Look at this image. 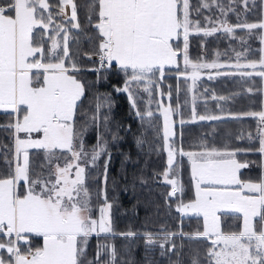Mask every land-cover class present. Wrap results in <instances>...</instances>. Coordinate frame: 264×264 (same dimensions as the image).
Instances as JSON below:
<instances>
[{"label":"trees","instance_id":"trees-1","mask_svg":"<svg viewBox=\"0 0 264 264\" xmlns=\"http://www.w3.org/2000/svg\"><path fill=\"white\" fill-rule=\"evenodd\" d=\"M15 1L0 0L4 13H14ZM73 1L76 28L58 14L60 0H47L52 29L42 40L48 54L55 28L63 27L61 37L68 31V56L63 57L62 44L57 56L84 89L72 130L89 157L85 185L91 210L94 215L106 203L111 205L109 229L90 235L79 264H216L217 245L205 235L209 232L203 218L179 210L194 195L188 154L210 147L228 149L246 162L242 180L264 178V147L258 137L264 77L245 65L238 67L264 57V0H179L180 31L185 35L174 43L180 63L162 72L116 62L95 69V54L105 40L99 27L102 1ZM38 38L36 34L37 45ZM195 70L204 74L191 76ZM143 71L148 79L139 77ZM160 91L170 95L172 142L181 151L175 164L180 191L174 195L164 176L169 165L160 98L166 97H160ZM15 131L14 111H0V179L15 174ZM31 152V166L41 167L43 150ZM18 190H25L23 182H18ZM233 216L221 217L223 232L238 228ZM42 244V235L35 234L17 243L21 253Z\"/></svg>","mask_w":264,"mask_h":264},{"label":"rangeland","instance_id":"rangeland-1","mask_svg":"<svg viewBox=\"0 0 264 264\" xmlns=\"http://www.w3.org/2000/svg\"><path fill=\"white\" fill-rule=\"evenodd\" d=\"M101 1L104 4L105 0ZM137 1V14L132 22L137 34L136 64L142 66L139 69L153 72L161 65L178 66L179 46L173 39L177 41L185 35L178 27L181 22L179 0ZM110 3L106 0V5ZM48 8L47 0H16L14 13L9 11L4 13L5 16L0 10V111L14 110L17 159L15 178L0 179V264H79L90 235L108 230L111 220L109 203L97 214L93 215L91 210L93 207L85 185L89 157L83 154L78 143L81 140L72 130L75 107L84 89L81 81L69 71L64 58L57 56L61 44L64 55L68 56V31L60 38L58 35L62 30L55 28L49 57L46 53L42 39H48L52 29ZM64 9L68 18L74 20L72 25H78L73 0H64ZM125 16L124 26L115 23V29L126 35L130 24V36L133 26L128 14ZM107 22L111 30L112 20ZM39 27L43 28L42 32L37 31ZM36 34L38 45L34 42ZM115 39V45L112 39L108 42L105 39L102 56L118 58L119 64L130 66L122 63L130 59L129 40L126 43L125 37ZM142 43L145 46L140 47ZM139 47L145 56L139 54ZM158 50L160 57L157 59ZM50 51L54 54L53 59ZM260 60L240 63L238 67L245 65L247 70L264 77V57ZM146 72L139 77L148 79ZM203 74V71L195 70L191 76ZM145 88L150 89V86L146 83ZM159 95L166 97L160 98L169 165L164 176L172 185L174 195L180 191V171L175 164L181 151L178 152L172 142L175 121L168 100L170 95L161 91ZM259 116L258 137L264 147V113ZM33 147L45 148L46 160L42 168L31 166L35 155L31 152ZM188 157L194 195L183 201L179 210L183 215L201 216L206 232H214V237L221 240L214 251L216 264H251L248 259L255 257L264 264V236L258 242L244 234L254 231L264 234V178L242 180L240 171L246 162L240 161L228 149L210 147L189 152ZM19 181H23L25 187L20 192ZM231 214H235L233 225L238 223V228L225 233L221 217ZM14 229L19 232V241H27L30 234L42 235V246L33 252L29 250L32 253L19 254V249L15 252V238L11 234L2 235L4 231ZM260 244L263 252L258 247Z\"/></svg>","mask_w":264,"mask_h":264},{"label":"crops","instance_id":"crops-1","mask_svg":"<svg viewBox=\"0 0 264 264\" xmlns=\"http://www.w3.org/2000/svg\"><path fill=\"white\" fill-rule=\"evenodd\" d=\"M110 1H111V3H110L109 6L106 5V0H105V2L103 0L104 4L102 3L103 4V19H102V22L99 24V27L101 29V32L104 34L105 39L107 40V42L110 39H112L114 45L116 43V39H115L116 37H119L120 39H123L125 37L126 38V43L129 40V44H128L129 51H128V54L130 55V59L127 62H122V63H125L127 65H130V67L141 68L142 66H139L138 64H136L137 62H136V58H135V52H136V39H137V34H136V29H135L134 22H132V18L134 17V19H133V21H134L135 20V17H136V14H137V8H138L137 4H138V1L137 0H110ZM60 2H61V6H60V8H58V14L61 17H63L64 19H70L65 14L64 0H60ZM177 7L179 9V2L177 4ZM5 9H6V7H0V10H1V12L3 14H4ZM75 9H76V7H75ZM128 9H131V11H129ZM126 14H128V20L131 21V26H133V28H132L133 29V34L130 35V36H129V34H130V24H129V29L125 32L126 35H124L121 30L115 29V23H116L117 26H119V25L124 26V19L126 17L125 16ZM76 15H77V13H76ZM110 19L112 20V23H113L111 30H109V26L107 25L108 24L107 21L110 20ZM71 20L74 21L73 19H71ZM58 22H59V24H61V21L60 20ZM77 26L78 25H75L73 27L76 28ZM178 27H179V29L181 28V22L178 23ZM62 29H63V27H62ZM104 31H106V33H108V34L106 35ZM58 36L61 38L60 35H58ZM173 40L175 41L176 39L174 38ZM143 44L144 43H142L140 45V47ZM144 46H145V44H144ZM140 47H139V54L142 55V57H143L145 55L143 53V50ZM102 48H105V40L102 42ZM153 48H154V44H153ZM50 50H51V48H50ZM156 55H157V59H158V57H160V51L159 50L157 51V54ZM53 56H54V54H51V51H50V58L53 59ZM48 57H49V55H48ZM63 57H65L64 54H63ZM107 59H108L109 62H117V63H120V61H119L118 58H114L112 56L109 57V58H107ZM167 66L168 65H161L159 67L162 70V69L166 68ZM168 67H174V66H168ZM27 108L29 109L28 106H26V109ZM6 111H12V110H6ZM18 113H19V111H18ZM32 150H43V154L45 155V148H43V147H33V149H31V151ZM16 165H17V159H15V174H16ZM15 174H14V176H12L13 178H15ZM19 182H23V181H19ZM15 232L18 233V236H15L16 237V240H18L20 235H19V232L16 229H14L11 232L6 231L5 234L6 235L12 234L14 236V233ZM260 233H262V232H259V231H256L255 232L254 231V232H247V233H244V234H245L246 238L252 237L253 240L259 242V239L262 240V238H263L262 236H264V234H260ZM208 235L213 236L212 238L215 240L214 242H216V243H218V241L221 242V240L217 239L218 237H214L216 235V234H214V232H209ZM27 240H28V238H27ZM258 247L261 249V252H263L262 251L261 244ZM220 249H221V246H220ZM33 251L34 250H32V252ZM32 252H30V253H32ZM19 254H21L20 251H19ZM258 254H259V251H257L256 255H258ZM255 258L254 259H248V263L251 262V264H260L259 261H258L259 257H257V259H256L257 261L255 260Z\"/></svg>","mask_w":264,"mask_h":264},{"label":"built area","instance_id":"built-area-1","mask_svg":"<svg viewBox=\"0 0 264 264\" xmlns=\"http://www.w3.org/2000/svg\"><path fill=\"white\" fill-rule=\"evenodd\" d=\"M99 61H100V64H104L105 63V58H103V57H100V59H99Z\"/></svg>","mask_w":264,"mask_h":264}]
</instances>
